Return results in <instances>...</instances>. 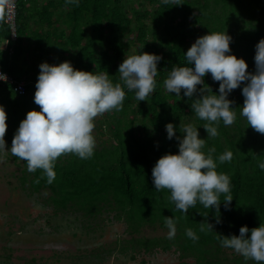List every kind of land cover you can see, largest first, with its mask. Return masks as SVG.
Wrapping results in <instances>:
<instances>
[{
	"label": "trees",
	"instance_id": "1",
	"mask_svg": "<svg viewBox=\"0 0 264 264\" xmlns=\"http://www.w3.org/2000/svg\"><path fill=\"white\" fill-rule=\"evenodd\" d=\"M15 1V40L10 39L8 26L3 21V6H0V41H6V48H13L11 55L7 49L0 52V64L3 70L24 82L25 94L18 95L11 86L0 82V105L6 111L4 139L7 142L11 143L27 111L40 109L33 99L40 71L37 66L41 62L50 64L51 59V50L39 55L40 49L45 48L51 39L47 31H39L43 24L54 25L59 22L58 18L67 24L68 34L59 33L62 48L56 46L58 49H55L59 52L57 64L68 60L76 69L106 71L113 83L123 85L118 65L128 56L131 48H135L137 53L149 52L161 56L157 62V85L146 101L140 100L134 106L135 90L123 85L126 91L123 107L105 112L101 122L111 133L109 145L95 146L93 155L87 159L71 152L60 155L54 166L56 177L51 183L47 182L42 169L31 172L22 159L25 164L23 170L31 175L28 182L32 190H49L48 199L55 213L67 207L80 211L84 216L105 210L112 218L122 219L128 233H138L146 224L167 228L164 216H174V237H139L136 240L145 250L161 247L167 251L174 247L180 254L179 264H259L252 259L246 260L231 248L223 247L216 235H238L241 225L252 228L264 222V169L258 167V162L264 160V133L254 130L239 114L244 99L241 87L246 82L228 95L234 101L230 106L237 111L235 122L227 127L221 121L219 134L207 137L203 128L206 121L191 108L192 99L199 93L185 97L181 90L178 97L166 90L163 81L173 66L187 63L184 53L201 33L226 29L232 37L231 53L246 61L247 71L255 72V45L264 37V0H145L143 6L136 3L140 0H79L78 3L72 0ZM51 8L58 11L64 8L65 11L59 12L58 16ZM254 12L260 14V20H253ZM32 23L38 26L32 31L33 36L26 37L25 33ZM31 46L33 51L30 55L28 50ZM19 58L23 62L29 59L33 70L30 77L29 70L17 65ZM38 58L41 62L37 63ZM203 80L205 87L207 85L212 92H217L219 81L213 80L210 73H206ZM200 87L203 85H197V88ZM136 115L140 118L137 119ZM186 118L193 120L191 124L198 128L200 138L206 139L205 152L211 146L215 147L214 158L226 149L233 152L231 160L216 161L217 170L229 174L233 195L227 208L221 202L220 223L215 222V209L211 206L205 209L199 202L183 214L169 199L168 189L157 190L153 185L151 168L155 161L166 152L178 151L179 141L175 136L167 138L165 125L172 122L176 128L175 135L182 136L185 124L182 122ZM148 123L151 128H148ZM26 180L23 176V181ZM200 222L212 223L214 232L201 231ZM188 227L198 233L197 241L193 242L186 235ZM128 241L133 243L132 239ZM224 249L230 251L231 257L220 255ZM189 257L194 259L193 262L183 261Z\"/></svg>",
	"mask_w": 264,
	"mask_h": 264
},
{
	"label": "clouds",
	"instance_id": "2",
	"mask_svg": "<svg viewBox=\"0 0 264 264\" xmlns=\"http://www.w3.org/2000/svg\"><path fill=\"white\" fill-rule=\"evenodd\" d=\"M4 2L0 0V6ZM72 2L78 3L79 0ZM231 40L225 30L209 31L197 37L184 53L187 63L173 66L163 81L166 90L178 97L181 90L185 97L199 93L192 99L191 108L206 121L203 128L207 137L219 134L221 121L230 125L237 119L236 108L230 106L234 101L228 95L242 82L246 83L241 87L244 99L239 114L254 130L264 133V37L255 45V72L247 71L246 61L231 53ZM160 60L159 54L139 51L126 56L118 65L123 85L135 90L138 101H146L155 89L157 62ZM38 67L40 71L33 99L40 109L27 111L25 118L19 122L10 151L26 161L29 171L42 169L47 182L51 183L56 177L54 166L60 155L71 152L81 159L93 155L96 144L94 118L107 111L120 110L126 91L121 83H113L106 71L76 69L68 60L59 64L41 62ZM206 73L219 81L217 92H212L207 85L205 87L203 78ZM0 79H6L2 72ZM197 85L203 87L197 88ZM6 128V111L0 105V149L5 151L9 150L4 139ZM165 128L167 138L175 136L179 141L178 151L166 152L155 161L151 168L154 187L157 190L168 189L169 199L183 214H187L189 208L198 202L205 209L211 206L215 209V222L220 223L221 202L227 208L233 195L231 178L228 173L217 170L216 161L231 160L232 150L226 149L214 158L215 147H209L207 152L203 150L206 139L200 138L198 128L193 124L183 125L182 136L175 135L176 128L172 122L166 123ZM258 167L264 169V160L258 162ZM221 194H224L223 200ZM164 220L168 237H174L176 218L164 216ZM212 229V223L200 222L201 231ZM185 233L193 242L199 239L192 227L186 228ZM216 235L223 247L233 249L246 260L264 264V222L252 228L241 225L238 235Z\"/></svg>",
	"mask_w": 264,
	"mask_h": 264
},
{
	"label": "rangeland",
	"instance_id": "3",
	"mask_svg": "<svg viewBox=\"0 0 264 264\" xmlns=\"http://www.w3.org/2000/svg\"><path fill=\"white\" fill-rule=\"evenodd\" d=\"M144 1L140 0L136 3L143 6ZM57 14L60 15L59 12ZM254 15L253 20H260L259 13L254 12ZM58 20L63 19L58 18ZM29 26L25 33L26 37L33 36L32 31L38 24H29ZM64 30L65 28H62L58 31L63 33ZM39 31L42 33L41 27ZM225 31L228 32L227 29ZM36 35L37 33L34 36ZM38 37L40 38V33ZM58 48H62L61 44ZM45 50H48L47 46L40 49L39 55ZM28 51L31 55L32 46ZM134 51L135 48H131L128 55ZM58 53L54 49L51 50L50 64L54 63V58V64H57ZM37 60V63L41 62L39 58ZM20 67L29 70V77L32 75L33 70L29 63ZM132 103L135 106L138 99L135 97ZM105 114L94 118L93 134L96 147L109 145L112 141L111 133L101 122ZM136 117L140 118L139 115ZM192 121L186 118L182 123L191 124ZM134 125H137V121ZM151 127L148 123V128ZM10 146L11 143L6 141V149L9 150L0 149V264L180 263V254L174 247L167 251L161 247L145 250L136 240L139 237L150 239L168 236L166 227L146 224L138 233H128L124 221L112 218L105 210L92 216H84L80 211L67 207L55 213L48 199L50 191L32 190L28 182L31 177L30 172L23 170L25 164L22 158H15ZM23 176L27 178L26 182L23 181ZM129 239H132L133 243H130ZM220 253L227 258L231 257L227 249ZM193 260L189 257L183 261L193 262Z\"/></svg>",
	"mask_w": 264,
	"mask_h": 264
},
{
	"label": "built area",
	"instance_id": "4",
	"mask_svg": "<svg viewBox=\"0 0 264 264\" xmlns=\"http://www.w3.org/2000/svg\"><path fill=\"white\" fill-rule=\"evenodd\" d=\"M2 6H3V21L8 26L9 33H10V39L15 40L16 38V15H17L16 1L15 0H5ZM6 49L9 55L13 53L12 46H9L8 48H6V41H0V52ZM133 53H137V52H133ZM0 72L6 75V79H0V82L6 83L9 86H11L18 95L25 94V89H24L25 85L22 80H17L8 71L3 70L1 64H0Z\"/></svg>",
	"mask_w": 264,
	"mask_h": 264
},
{
	"label": "crops",
	"instance_id": "5",
	"mask_svg": "<svg viewBox=\"0 0 264 264\" xmlns=\"http://www.w3.org/2000/svg\"><path fill=\"white\" fill-rule=\"evenodd\" d=\"M45 4V2L43 3ZM51 11L56 14L58 12H64V8H62L61 11H58L57 9L55 10V8H51ZM47 17V16H46ZM53 19H55V16L52 17ZM33 25H35L34 23H32ZM67 24L64 23V20H59L58 23H55L54 25H51V26H47L46 24H43L41 26V31H44L46 30L51 36V39L49 40V44L47 45L48 47V50H52V49H58L56 46H60V44L62 43L61 40H59V33L60 31H58L59 29H62V28H65L63 34H68V28L66 26ZM44 26H45V29H44ZM46 39V38H45ZM42 40V37H40V41ZM47 41V40H45ZM54 58V57H53ZM55 60V58H54ZM27 63H29V59L27 60V62H23V60H21L20 58L18 59V66L20 67L21 65L26 66ZM54 64V63H53ZM24 79V78H22Z\"/></svg>",
	"mask_w": 264,
	"mask_h": 264
}]
</instances>
